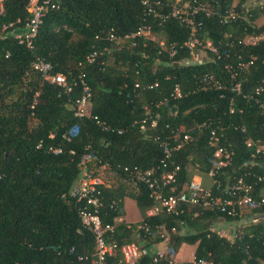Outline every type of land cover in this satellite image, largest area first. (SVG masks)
Instances as JSON below:
<instances>
[{"label": "trees", "instance_id": "trees-1", "mask_svg": "<svg viewBox=\"0 0 264 264\" xmlns=\"http://www.w3.org/2000/svg\"><path fill=\"white\" fill-rule=\"evenodd\" d=\"M160 1L166 4L174 0ZM188 1L204 4L212 11L207 18L199 14L198 19L202 21L199 35L206 34L221 54L214 61L193 62L190 51L184 48H176L170 57L159 53L155 42L143 38L136 39L133 47L128 42L119 50L111 49L104 39L110 29L123 36L144 23H150L154 35L167 44L180 46L189 39V28L179 21L159 24L154 18H144L141 0H60V8L44 16L32 50L14 38L15 33L23 31L28 17L27 0L6 3L0 13V264H89L94 237L82 227L77 204L68 195L78 180L80 158L87 146L93 155L89 168L104 184L100 209L103 221L123 217V200L128 197L135 201L141 220L149 226L150 236L122 223L106 238L119 245L142 242L139 264L151 260L153 242L162 246L158 232L171 227H176L179 234L171 237L170 244L176 250L182 244L193 246L195 260L210 255L215 264L264 262V207L245 212L260 216L258 222L227 239L214 229L216 221L222 218L236 223L239 217L189 205L178 215L147 216L152 201L146 188L130 181L122 170V166L155 167L162 157L159 140H167L174 129L190 130L207 121L236 126L226 127L222 142L234 152L231 165L219 176L223 185L245 171L264 172V154L255 159L257 166L247 168L252 150L246 146L248 138L264 141V113L234 93L197 90L195 83L197 77L209 73L228 84L223 65L238 54L255 57L249 72L238 78L244 92H250L264 78V38L254 45L240 44L247 35H264V23L257 25L264 12L253 0V7L247 6L248 0H237L239 17L222 23L221 15L234 0ZM9 24L12 26L3 29ZM94 49L102 54L94 64H87L85 59ZM35 57L44 58L53 73L65 74L71 81L84 70L92 92L91 115L114 129H123V134L104 132L93 120L74 117L71 100L78 97L80 88L66 94L44 81L32 69ZM184 59L190 63L181 65ZM155 81L158 87L152 90L134 86L136 82ZM174 83L187 94L175 103L169 100L166 106L155 108L157 102L168 99ZM230 103L233 113L229 112ZM145 106L160 114L154 128L148 121L142 123ZM242 128L246 133H241ZM207 133L205 128H193L192 141L174 153L173 159L181 166L178 191L190 180L194 166L206 180L212 157ZM64 134H71V139L64 140ZM39 142L41 148H37ZM49 145L61 147L62 153H49ZM111 201L118 203L117 210L110 208ZM157 264L169 263L161 260Z\"/></svg>", "mask_w": 264, "mask_h": 264}, {"label": "built area", "instance_id": "built-area-1", "mask_svg": "<svg viewBox=\"0 0 264 264\" xmlns=\"http://www.w3.org/2000/svg\"><path fill=\"white\" fill-rule=\"evenodd\" d=\"M9 0H0V13L4 11L5 5ZM255 7L264 12V0H253ZM144 18H154L159 24H164L169 20H176L186 25L189 28V39L183 45L177 46L173 43H165L158 39L152 30L150 23H144L134 33L127 35H117L110 29L104 39L112 45L111 49H121L128 42L133 47L136 44V39L143 38L155 42L159 53H167L170 57L176 53V48H184L190 51L192 61L204 63L206 61H214L215 57L221 56L217 47L206 34L199 35L202 21L198 19L199 14H203L205 18L212 14L211 9L204 4L190 3L188 0H174L171 3L163 4L160 0H141ZM60 8V0H27L26 12L28 17L24 22L22 32L15 33L14 38L27 49L32 50L34 47V39L42 25L44 16ZM247 13V9H244ZM239 17L237 3L232 6L225 14L221 15V22L226 23L230 20H235ZM19 22V20H18ZM12 24L4 26L3 29L11 27ZM264 38V35L255 36L247 35L241 41L243 45H254L257 41ZM107 50V49H106ZM110 50H107L109 52ZM102 54L100 50L94 49L86 57L87 64H94L98 57ZM210 54L211 56H209ZM225 56L227 53H223ZM9 54L6 55L8 57ZM227 57V56H226ZM254 56L244 58L237 55L234 61L227 62L223 65V70L229 78V82L224 83L213 74L204 73L196 78L197 90H214V91H229L241 97L250 105H255L264 113V78L261 79L250 92H244L241 87V81L238 78L244 77L250 68L254 65ZM190 63L184 59L180 61L181 65ZM80 65V64H79ZM32 69L37 72L44 81L49 84L61 88L64 93L71 94L75 88H80V94L77 98L71 100L73 115L77 119H91L104 132L115 131L117 135H122L123 129H114L109 124L101 121L97 116L91 115L90 101L92 98L91 87L86 81V73L80 71L75 80L71 81L65 74L53 73L52 65L44 58L35 57L32 61ZM238 79V80H237ZM135 88L139 90H152L158 87V81L152 83L136 82ZM187 94L183 92L179 83H174L171 88L168 99L157 102L155 108L163 107L171 100L174 103L181 100ZM145 117L142 123L149 122L150 128L156 126L160 118V114L153 111L151 107L145 106ZM229 112L233 113L234 108L232 103L229 104ZM173 116L175 111H170ZM136 122V121H135ZM235 125L229 123L223 126L222 123L212 125L207 121L195 124L192 129L207 130V143L212 149L211 167L206 173L209 184H204L202 176L197 174L198 167L194 166V173L190 180L183 184L178 191L176 188L181 166L175 162L173 155L183 146L192 141L190 134L191 130L177 128L172 131V135L167 140H159V146L162 149V157L159 163L152 168L142 169L138 166H122V170L127 174L130 181L143 185L147 192L152 206L147 210V216H156L159 214L178 215L182 213L185 206H198L202 209L217 210L220 213L226 214L229 217L241 218L243 213L249 212L255 208L264 207V186L257 188L259 185H264V172L253 173L245 171L243 175L233 177L232 180L227 179L223 185L219 176L225 168L231 165L234 156L233 150L223 145L225 138L226 127ZM241 133H246L245 129H240ZM75 133V131H72ZM71 134H64L62 138L66 141L71 139ZM49 138H53L50 135ZM171 138V139H170ZM173 141V144L170 143ZM246 146L252 150L251 161L247 168L257 166L258 162L255 159L264 154V141L259 139L246 141ZM42 147V142L37 144V148ZM47 151L54 155L62 153V148L59 146L49 145ZM93 160L90 146L85 147V152L80 158L79 166L80 173L78 180L69 191V197L77 204V214L80 218L81 225L84 229L90 231L94 237V252L89 264H139L143 250L136 242H127L124 244L110 243L107 241V236L113 234L116 228L124 223L128 228L135 226L137 230H143L149 236L152 235L149 231L147 223L139 220L135 223L126 222L122 216H117L111 222H104L100 209L103 206L102 190L103 181L101 178L94 176L89 168L90 162ZM110 208L116 209L118 203L111 201ZM260 216L252 214L250 223H257ZM238 232L233 233V237L238 235ZM241 231L239 232V234ZM179 231L176 227H171L169 230L163 229L158 235L162 239V246L152 243L151 260L145 264H157L164 260L169 264H181L175 260L176 248L170 244V239L173 235H178ZM220 236L226 237L224 233H219ZM208 255V258L198 260L192 256L193 264H215ZM87 259V258H85ZM79 258V260H85ZM261 264H264L262 262Z\"/></svg>", "mask_w": 264, "mask_h": 264}, {"label": "rangeland", "instance_id": "rangeland-1", "mask_svg": "<svg viewBox=\"0 0 264 264\" xmlns=\"http://www.w3.org/2000/svg\"><path fill=\"white\" fill-rule=\"evenodd\" d=\"M236 2L237 0H234L233 3H236ZM247 6L253 7L252 0H248ZM262 23H264V15H261L260 18H258L257 20L258 26L261 25ZM190 170H191V173H194V170L192 168ZM206 180H208V178H206ZM131 211H132L131 208H129V205H127V212H128L129 218L133 219L135 216ZM251 215L252 214H247V213L243 214L242 217L239 218L237 223H234L235 224L234 228L231 227V224L233 223L230 224L229 222H226L225 220L220 218L219 220L216 221L214 229L218 231L219 233H222L221 230H223V233L225 236H227V239H232L233 237L232 235L234 232L242 231L243 228L248 225L247 223L250 221V219L248 218H250ZM139 244H142V242H140ZM192 256H193V247L184 244V245H181L176 250L175 260H177L178 263L182 264L184 262H190L192 259Z\"/></svg>", "mask_w": 264, "mask_h": 264}, {"label": "crops", "instance_id": "crops-1", "mask_svg": "<svg viewBox=\"0 0 264 264\" xmlns=\"http://www.w3.org/2000/svg\"><path fill=\"white\" fill-rule=\"evenodd\" d=\"M208 180H204V182L207 184H209V182H207ZM127 205H129V208H131V212L134 214V218L131 219L129 218V215H128V212H127ZM123 207H124V216H123V219L126 221V222H129V223H135V222H138L139 220H141V215L137 209V206H136V203L133 199L131 198H128V197H125L124 200H123ZM131 219V220H130ZM237 223V222H236ZM231 224V223H230ZM231 227H235V224H231ZM223 232V230H221ZM218 232V231H217ZM219 233V232H218ZM184 245V244H182ZM186 245V244H185ZM190 246V245H188ZM193 247V246H191ZM193 251H194V247H193Z\"/></svg>", "mask_w": 264, "mask_h": 264}]
</instances>
